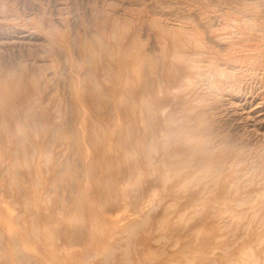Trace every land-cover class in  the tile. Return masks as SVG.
Here are the masks:
<instances>
[{"label":"rangeland","instance_id":"obj_1","mask_svg":"<svg viewBox=\"0 0 264 264\" xmlns=\"http://www.w3.org/2000/svg\"><path fill=\"white\" fill-rule=\"evenodd\" d=\"M0 264H264V0H0Z\"/></svg>","mask_w":264,"mask_h":264},{"label":"bare ground","instance_id":"obj_2","mask_svg":"<svg viewBox=\"0 0 264 264\" xmlns=\"http://www.w3.org/2000/svg\"><path fill=\"white\" fill-rule=\"evenodd\" d=\"M194 41H195V40H194ZM186 42H187V41H186ZM192 44H193V43H192ZM193 47H194V46H193ZM243 52H244V51H243ZM250 58H251V57H250ZM177 59H178V58H177ZM186 59H187V58H186ZM184 60H185V59H184ZM187 60H188V59H187ZM183 62H184V61H183ZM194 65H195V64H194ZM205 66H206V65H205ZM196 143H197V142H196ZM193 148H194V147H193ZM189 150H190V149H189ZM193 151H194V149H193ZM193 151H191L190 153H192ZM188 152H189V151H188ZM181 164L183 165V163H181ZM197 164H201V166H202L203 163H200V162L198 163V162H197ZM189 165H190V164H189ZM204 166H205V164H204ZM204 166H203V168H204ZM177 167H178V165H177ZM181 167H182V166H181ZM184 167H185V166H183V168H184ZM196 167L198 168L199 165L196 166ZM206 167L208 168V165H206L205 168H206ZM200 168H202V167H200ZM207 168H206V169H207ZM176 173H177V172H176Z\"/></svg>","mask_w":264,"mask_h":264}]
</instances>
